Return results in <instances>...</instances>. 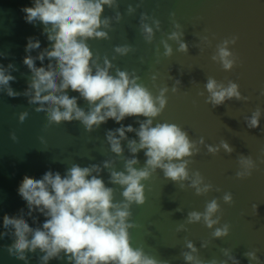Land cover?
I'll list each match as a JSON object with an SVG mask.
<instances>
[{"label": "water", "instance_id": "95a60500", "mask_svg": "<svg viewBox=\"0 0 264 264\" xmlns=\"http://www.w3.org/2000/svg\"><path fill=\"white\" fill-rule=\"evenodd\" d=\"M140 0H119L118 9L105 6L102 16H113L118 10L122 19L112 21L109 31L110 39H89L87 43L94 54H99L100 62L108 56L112 63L121 70L141 76L144 84L154 95L159 94V87L168 86L166 93L168 103L155 122H170L180 125L188 132L190 139L199 140L204 137L205 145H218L226 140L235 149L231 154L221 150L213 155L207 147L201 145L189 165L190 171L198 170L205 182L214 187L206 195H196L195 190L165 179L162 170H157L145 181L147 200L144 205H132V220L143 225L130 229L133 246H144L146 252L170 264H186L180 255L186 251L185 241L191 240L199 249L203 260L226 257L221 248L232 249V254L240 264H249L243 254L246 251H257L261 264H264V0H142L134 14L127 12L128 5L136 7ZM33 0H0V64L7 67L15 65L17 71H11L16 77L10 82L14 91L23 92L27 88L30 70L23 63L26 55L37 56L40 51L50 46L43 24L26 22L24 6H32ZM141 13H147L161 21V29L155 32L151 43L145 41L140 31ZM175 13L173 17L171 14ZM181 24L184 30L183 39L188 43L187 53L176 49L178 44L169 41L173 47V55L164 57V49L160 44L162 37L172 30L173 22ZM150 22V21H149ZM39 39L41 47L31 53L25 51L28 38ZM207 37L205 41L203 38ZM236 37L235 44L229 49L236 57V64L231 70L223 69L221 63L212 60L216 46L224 39ZM210 41V43H209ZM132 45L133 51L127 55L114 52L116 45ZM159 46L160 56L156 48ZM113 56L116 58L113 60ZM159 59V63H157ZM36 66H47L49 59L35 61ZM115 74V68L112 70ZM157 74L155 85L151 79ZM170 76L173 77L170 78ZM214 77L218 82L227 84L229 80L239 84V90L247 101L235 98L225 104L213 107L206 103L208 95L205 84L207 78ZM179 79L181 84L177 92H172V85ZM69 95L79 97V93L67 90ZM203 92V95L200 93ZM5 93L0 91V96ZM78 105L87 110V102L80 98ZM35 105H29L28 98L21 95L12 97V106L5 112L0 100V232H5L3 216H17L23 209L27 213V203L18 193V187L25 175L41 178L47 170L63 174L72 163L80 166L100 164L108 158L116 159L117 170L123 169V157L111 153L106 143L105 133L108 129L120 127L113 119L102 123L92 132L86 131L80 121L47 124L46 115L35 111ZM259 107L262 110L260 125L249 128L245 117ZM27 110L29 115L24 122L19 121V113ZM137 119L145 117H127L120 123L139 127ZM15 133L16 139L10 133ZM129 139H138L134 132L127 133ZM43 137V142L41 141ZM124 156L132 154L128 151L127 141H122ZM240 154L251 156L257 167L250 177L238 179L235 173L239 170L237 158ZM142 167L146 157L144 151L138 154ZM101 177L107 186L115 187V200L123 199L122 189L108 183L109 172L104 169ZM187 183V182H185ZM219 188L220 191L215 189ZM225 192H231L235 203L229 205L222 199ZM220 198L221 223L231 225L229 235L220 239L212 236L214 229H208L203 223L187 224V231L177 232L180 223H186L188 211H203L206 201ZM257 205V212L253 205ZM182 212L175 211L177 207ZM37 220L25 215L30 226L42 227L45 219L39 212L33 213ZM149 232L151 234H149ZM13 242L12 237L0 238V264H25L7 251V245ZM207 242L206 248L200 247ZM27 264H39L37 250L29 252ZM48 264H68V261L52 259ZM228 264H232L231 261ZM256 264V262H253Z\"/></svg>", "mask_w": 264, "mask_h": 264}, {"label": "clouds", "instance_id": "9594fccd", "mask_svg": "<svg viewBox=\"0 0 264 264\" xmlns=\"http://www.w3.org/2000/svg\"><path fill=\"white\" fill-rule=\"evenodd\" d=\"M142 2V0H140ZM140 2L133 7L128 5L129 15L134 14ZM105 6L118 9L119 0H33L32 6H24L28 23L43 24L50 46L44 48L37 56L26 55L23 63L30 70L27 88L23 92L14 91L10 82L16 77L11 71L18 69L12 63L7 67L0 64V91L9 97L25 96L29 105H35L36 112L46 115L47 124L80 121L86 131L98 129L102 123L113 119L120 127L108 129L105 133L106 143L111 153L123 157V169L117 170L116 159L108 158L100 164L80 166L72 163L63 176L58 171L47 170L41 178L24 176L18 187L19 195L26 201L28 211L20 210L17 216H3L5 232H0V238L12 237L13 242L7 245L8 253L27 264L28 253L39 250L43 255L38 256L39 264H48L52 259L67 260L68 264H170L157 256L146 252L144 246H133L130 229L141 228L143 225L132 220V205L142 206L147 200L145 181L149 180L157 170H162L167 180L195 190L196 195H206L213 190L210 182L198 171H190L192 157L199 153L201 145H205L204 137L199 140L190 139L188 132L180 125L170 122H155L168 103L167 85L159 87V94L154 95L144 84L141 76L135 70H121L112 63L107 55L100 62L99 54H94L87 41L89 39H110L109 31L113 19L119 22L122 14L117 10L113 16H102ZM173 17L175 13L171 14ZM150 21V22H149ZM140 31L146 42L151 43L155 32L161 29V21L147 13H141ZM174 30L162 37L164 57L173 55V47L169 41L178 44L179 52L187 53L189 45L184 37L181 24L173 22ZM205 41L207 37L203 38ZM236 37L224 39L216 46V52L211 57L221 63L223 69L231 70L236 64V57L230 51L229 44H235ZM210 43V41H209ZM41 47L39 39L28 38L25 51L31 53ZM133 51L132 45H116L114 52L121 56ZM160 56L159 46L156 48ZM2 55V54H0ZM49 59L47 66H36L35 61ZM116 57L113 56V60ZM159 63V59L156 61ZM115 68V74L112 69ZM170 78L173 79L172 76ZM153 84L157 74L151 76ZM181 81L175 80L172 92L179 90ZM205 89L208 93L206 103L213 107L225 104L235 98L237 101H247L239 90V84L229 80L227 84L218 82L214 77L207 78ZM78 92L79 97L68 94V89ZM204 93L201 92L200 95ZM264 95V90L261 91ZM83 98L88 105L87 110L78 105V99ZM27 110L19 113L22 123L28 117ZM262 110L257 107L251 116L245 117L249 128L260 125ZM145 117L137 119L139 127L121 124L127 117ZM134 132L138 139H129L127 133ZM13 140L15 133H10ZM43 142V137H41ZM122 141H127L128 151L132 154L124 156ZM208 153L217 154L221 148L231 154L235 149L226 140L218 145L207 144ZM143 150L146 160L142 167L138 153ZM239 170L235 173L238 179L252 175L257 167L251 156L240 154L237 158ZM109 172L108 183L122 189L123 199L115 200V187L107 186L101 177V172ZM187 182V183H185ZM220 191L219 188L215 189ZM220 198L206 201L203 211H188L186 223L177 226V232L187 231V224L203 223L208 229H214L212 236L220 239L229 235L231 225L223 223L218 202ZM223 201L229 205L235 203L233 194L225 192ZM257 212V205H253ZM175 211L182 212L179 206ZM43 214L42 227H32L25 215ZM149 234H151L149 232ZM186 251L181 252L186 264H240L232 254V249L221 248L226 257L203 260L199 249L191 240L185 241ZM207 242L200 247L206 248ZM249 264H261L257 251H246L243 254Z\"/></svg>", "mask_w": 264, "mask_h": 264}, {"label": "bare ground", "instance_id": "6f19581e", "mask_svg": "<svg viewBox=\"0 0 264 264\" xmlns=\"http://www.w3.org/2000/svg\"><path fill=\"white\" fill-rule=\"evenodd\" d=\"M0 100L1 102L3 103V106L5 108V112H9L11 106H12V97H9L6 92L3 93L1 96H0Z\"/></svg>", "mask_w": 264, "mask_h": 264}]
</instances>
